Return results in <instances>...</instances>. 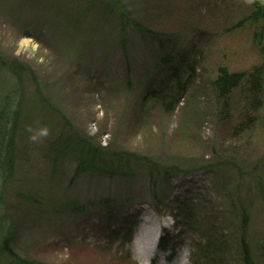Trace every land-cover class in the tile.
<instances>
[{"label":"rangeland","instance_id":"374dc122","mask_svg":"<svg viewBox=\"0 0 264 264\" xmlns=\"http://www.w3.org/2000/svg\"><path fill=\"white\" fill-rule=\"evenodd\" d=\"M122 2L150 31L128 28L127 46L122 22L104 0H0V58L29 70L19 107L30 143L7 203L11 216L18 211L16 249L39 263L194 264L196 242L230 235L239 223L219 151L234 150L237 165L249 172L264 162V107L262 121L232 137L210 88L221 66L264 67V38L257 37L264 20L256 4L264 0ZM160 39L184 52L196 71L172 111L149 98L173 87L172 73L180 70L164 64ZM241 99L234 96L236 107ZM61 118L101 151L136 156L131 174L79 175L72 157L51 163L43 140ZM240 179L237 172L234 182ZM246 179L241 185L252 187ZM26 193L34 196L25 200ZM67 201L86 211L70 212ZM150 230L163 239L152 249L144 246ZM224 254L225 264H237L235 250Z\"/></svg>","mask_w":264,"mask_h":264},{"label":"trees","instance_id":"16d2710c","mask_svg":"<svg viewBox=\"0 0 264 264\" xmlns=\"http://www.w3.org/2000/svg\"><path fill=\"white\" fill-rule=\"evenodd\" d=\"M104 1L108 12L113 11L122 22L121 42L124 46H127L128 42V28L134 27L136 32L144 34L150 32L130 17L122 0ZM256 4L259 6L260 16L264 20V5L259 2ZM130 21L132 25L129 24ZM263 33L257 37L260 36V39L263 40ZM157 37L160 38L161 35ZM160 45L164 53V64L172 67L177 64L180 70L175 68L172 73L175 83L173 87L163 86V89L153 90L149 94V98L161 104L164 110L172 111L184 98L188 91L187 85L196 71L194 66L192 67L186 62L184 52H176L173 46H167L161 39ZM172 51L175 54L171 53ZM16 64L19 63L3 61L0 58V264H47L23 256L16 249L15 216L18 211L14 216H11L12 211L7 203L10 194L11 196L13 194L20 163L26 155L30 143L27 141L26 145L27 135L22 133L20 122L22 108L19 107L25 94L22 88V76L29 70L22 67L18 71L15 68ZM182 64L183 66H181ZM262 65L243 71L221 66L218 68L215 78L211 80L210 88L215 97L214 108L221 111L220 119H227L232 126L230 130L232 137L236 134H245L252 121L256 123L263 120L260 115L264 107V67ZM186 73H188V77H185ZM187 78L188 82H185ZM33 80L38 86L36 77ZM239 93H241L242 99L236 107L233 99ZM62 118L58 120L55 132L49 133L47 135L49 137L43 140L45 153L48 155L47 159L51 163L58 164L62 159L72 157L76 162V174L79 175L99 173L115 178L131 174L130 164L132 160H138L136 156L124 152L105 153L101 151L100 147L91 144L77 132H72L70 126L66 125ZM233 152L235 151L222 149L219 151V161L227 171L225 186L229 197L235 199L231 210L238 215L239 223L233 231H230V235L228 233L226 235L224 232L217 235V238L209 236L201 243L196 242L195 250L200 251L201 256L199 259L198 252H196L194 264H203L202 261L205 260L207 264H225L223 256L227 247L236 251L235 261L237 264H260L259 255L263 253L264 249V162L249 172L239 164L240 167L237 165ZM214 154L216 155V152ZM125 158H129V160L127 161ZM237 172L241 179L235 183L234 176ZM245 177H247L246 182L251 180L252 187L241 185ZM237 192L241 193L239 194L240 199H236ZM32 196L34 195L26 193L24 197H26L25 200H29ZM14 198L21 197L16 195ZM65 207L75 214L86 211L84 206L72 201H67ZM12 210L18 209L14 210L13 208ZM190 226H192L191 222L186 227ZM196 228L199 230V227ZM128 236L130 237L127 239H130L132 231Z\"/></svg>","mask_w":264,"mask_h":264},{"label":"bare ground","instance_id":"6f19581e","mask_svg":"<svg viewBox=\"0 0 264 264\" xmlns=\"http://www.w3.org/2000/svg\"><path fill=\"white\" fill-rule=\"evenodd\" d=\"M153 232H152V230H150V231H147L145 233L144 246L147 247L148 249H152L155 245L157 246V244H158L157 236H155V234ZM156 242H157V244H156Z\"/></svg>","mask_w":264,"mask_h":264}]
</instances>
